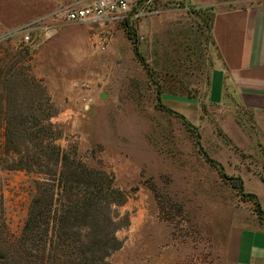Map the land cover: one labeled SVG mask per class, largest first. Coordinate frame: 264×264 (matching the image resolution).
<instances>
[{
  "label": "rangeland",
  "instance_id": "rangeland-1",
  "mask_svg": "<svg viewBox=\"0 0 264 264\" xmlns=\"http://www.w3.org/2000/svg\"><path fill=\"white\" fill-rule=\"evenodd\" d=\"M71 1L0 0V61L27 46L17 65L55 103L56 142L124 191L115 209L124 215L114 233L120 244L106 264H224L228 228L255 212L236 174L264 209V147L246 109L229 96L217 105L205 97L217 56L210 32L188 12L190 0H142L141 14L104 22L49 15ZM245 2L264 5L224 6ZM34 17L53 33L30 43L8 34ZM35 178L0 167V231L10 238L21 231Z\"/></svg>",
  "mask_w": 264,
  "mask_h": 264
},
{
  "label": "trees",
  "instance_id": "trees-1",
  "mask_svg": "<svg viewBox=\"0 0 264 264\" xmlns=\"http://www.w3.org/2000/svg\"><path fill=\"white\" fill-rule=\"evenodd\" d=\"M186 5L209 32L212 8ZM25 52L26 45L10 56L9 64L0 61V167L32 171L39 178L21 231L12 238L0 231V264H106L120 244L114 233L124 215L119 217L115 209L125 193L111 174L83 162L75 148L63 149L56 142L61 130L50 118L58 109L45 87L17 65ZM21 74L28 82L24 88ZM206 159L225 177L219 162ZM234 177L240 195L254 204L256 218L264 219L258 199L242 189L238 174Z\"/></svg>",
  "mask_w": 264,
  "mask_h": 264
},
{
  "label": "crops",
  "instance_id": "crops-1",
  "mask_svg": "<svg viewBox=\"0 0 264 264\" xmlns=\"http://www.w3.org/2000/svg\"><path fill=\"white\" fill-rule=\"evenodd\" d=\"M190 2L202 5L208 0ZM210 2L214 11L209 32L217 56L209 70L205 97L217 105L229 96L246 109L264 147V5ZM249 222L228 228L223 243L224 264H264V219L253 214Z\"/></svg>",
  "mask_w": 264,
  "mask_h": 264
},
{
  "label": "built area",
  "instance_id": "built-area-1",
  "mask_svg": "<svg viewBox=\"0 0 264 264\" xmlns=\"http://www.w3.org/2000/svg\"><path fill=\"white\" fill-rule=\"evenodd\" d=\"M141 2L142 0H88L86 2L72 0L60 7L58 12H49V15L54 16L56 14L59 18L62 17L66 20L112 21L121 17L127 18L128 15L137 16L141 14L143 12ZM40 31L49 35L53 33V28L49 22H43L42 17H34L23 20L16 30L8 34L19 33L21 42L30 43L38 37Z\"/></svg>",
  "mask_w": 264,
  "mask_h": 264
},
{
  "label": "water",
  "instance_id": "water-1",
  "mask_svg": "<svg viewBox=\"0 0 264 264\" xmlns=\"http://www.w3.org/2000/svg\"><path fill=\"white\" fill-rule=\"evenodd\" d=\"M99 96H100V97H103V96H104V93L101 92V93L99 94Z\"/></svg>",
  "mask_w": 264,
  "mask_h": 264
}]
</instances>
